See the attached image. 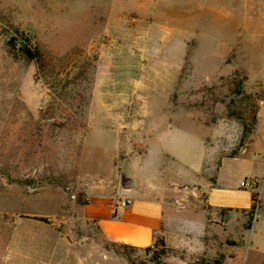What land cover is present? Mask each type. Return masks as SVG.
<instances>
[{
    "label": "rangeland",
    "instance_id": "374dc122",
    "mask_svg": "<svg viewBox=\"0 0 264 264\" xmlns=\"http://www.w3.org/2000/svg\"><path fill=\"white\" fill-rule=\"evenodd\" d=\"M122 170L164 219L152 246L87 258L82 206ZM263 187L264 0H0V264H49L13 234L84 264H252ZM40 244L65 255L21 245Z\"/></svg>",
    "mask_w": 264,
    "mask_h": 264
},
{
    "label": "crops",
    "instance_id": "0c3cea01",
    "mask_svg": "<svg viewBox=\"0 0 264 264\" xmlns=\"http://www.w3.org/2000/svg\"><path fill=\"white\" fill-rule=\"evenodd\" d=\"M208 10L210 12L217 11L212 6H207V13ZM112 178V181L116 180V183L120 186L119 188H114L105 192L104 184H100L91 189V194L88 196L86 203L82 206L83 219L96 224L98 230V235L91 237V242L96 245L97 250L95 252L92 250L87 251V258H93L94 255L99 257L98 249L100 243L124 245L136 249L147 248L156 238L155 233L158 232L161 222L164 219L162 212L164 210V205L162 200H151L150 198H146L143 190L138 187L142 183L148 184L151 180L150 177L136 178L122 170L119 175L114 173ZM212 192L206 194L205 201L212 209H219L223 203L213 202ZM114 195L117 196L118 200L130 199L131 204L115 212V204L117 202L116 198H113ZM96 196H101L105 201V211L101 215L91 210L93 197ZM237 209L247 210L249 207ZM259 215L253 225L251 235L252 264H264V210L261 211ZM26 241L62 243L65 248L64 250H66L64 251L65 255L61 256V251L57 250V246L54 245L45 246L40 244L32 249H28L27 246L21 245ZM79 242H83V239ZM7 243V245H18L15 246L19 250L18 253L28 255L30 261L33 260L32 257L34 260H39L40 257V259H47L49 264H68L66 260L69 258L73 264H84L85 251L83 250V245H79V250L77 246L73 249V246H70L68 240H61L58 235L26 236L13 234L11 239L7 240Z\"/></svg>",
    "mask_w": 264,
    "mask_h": 264
},
{
    "label": "built area",
    "instance_id": "2783aa9c",
    "mask_svg": "<svg viewBox=\"0 0 264 264\" xmlns=\"http://www.w3.org/2000/svg\"><path fill=\"white\" fill-rule=\"evenodd\" d=\"M239 187L241 189L254 192L256 196L260 193V191L258 189L257 180L254 177L243 178L239 183ZM130 204H131L130 199L118 200L117 203L115 204V212H117L119 209H123V208L129 206ZM150 246H152V245H150Z\"/></svg>",
    "mask_w": 264,
    "mask_h": 264
},
{
    "label": "trees",
    "instance_id": "16d2710c",
    "mask_svg": "<svg viewBox=\"0 0 264 264\" xmlns=\"http://www.w3.org/2000/svg\"><path fill=\"white\" fill-rule=\"evenodd\" d=\"M24 53L28 56V57H34V54L31 52V50L30 49H27V48H25L24 49ZM124 246V245H123Z\"/></svg>",
    "mask_w": 264,
    "mask_h": 264
}]
</instances>
